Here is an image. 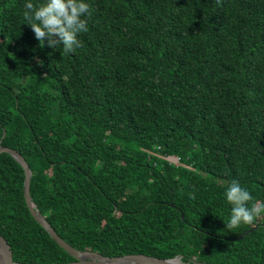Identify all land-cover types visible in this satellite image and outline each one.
Returning a JSON list of instances; mask_svg holds the SVG:
<instances>
[{
    "label": "trees",
    "instance_id": "obj_1",
    "mask_svg": "<svg viewBox=\"0 0 264 264\" xmlns=\"http://www.w3.org/2000/svg\"><path fill=\"white\" fill-rule=\"evenodd\" d=\"M28 2L0 0V147L53 231L108 257L264 264V215L225 226L233 180L264 202V0H84L69 54L40 47ZM24 180L0 153L13 262L73 260Z\"/></svg>",
    "mask_w": 264,
    "mask_h": 264
},
{
    "label": "clouds",
    "instance_id": "obj_2",
    "mask_svg": "<svg viewBox=\"0 0 264 264\" xmlns=\"http://www.w3.org/2000/svg\"><path fill=\"white\" fill-rule=\"evenodd\" d=\"M216 2L219 4L220 0ZM90 16V7L84 0H44L38 6L28 2L24 10L26 24L31 27L40 47L43 48L47 40L50 48L56 49L62 45L65 54L74 53L82 47L78 36L88 31L87 18ZM225 195L227 203L231 205L230 216L225 223L228 230L241 224L251 225L264 215V202L254 200L249 190L241 187L237 180L228 185Z\"/></svg>",
    "mask_w": 264,
    "mask_h": 264
},
{
    "label": "water",
    "instance_id": "obj_3",
    "mask_svg": "<svg viewBox=\"0 0 264 264\" xmlns=\"http://www.w3.org/2000/svg\"><path fill=\"white\" fill-rule=\"evenodd\" d=\"M0 153H9L23 167L25 172V180L23 186L24 199L27 204L26 207L30 215L38 224H40L46 230L49 236L73 258V260L61 264H173L172 261L175 260H178L179 264H181L180 262L181 258L162 260L161 258L158 257L145 255V254H134V253L108 257V256H103L94 251H79L71 248L53 231L50 225L46 222L47 220L45 219V217L41 215V213L37 210L36 205L32 203L29 193L30 171L26 161L20 156V154L8 148L0 147ZM0 263L15 264L12 259V253L10 247L6 244V242L1 236H0ZM183 264H188V263H183Z\"/></svg>",
    "mask_w": 264,
    "mask_h": 264
},
{
    "label": "bare ground",
    "instance_id": "obj_4",
    "mask_svg": "<svg viewBox=\"0 0 264 264\" xmlns=\"http://www.w3.org/2000/svg\"><path fill=\"white\" fill-rule=\"evenodd\" d=\"M173 264H179L178 260L172 261ZM1 264V263H0Z\"/></svg>",
    "mask_w": 264,
    "mask_h": 264
},
{
    "label": "built area",
    "instance_id": "obj_5",
    "mask_svg": "<svg viewBox=\"0 0 264 264\" xmlns=\"http://www.w3.org/2000/svg\"><path fill=\"white\" fill-rule=\"evenodd\" d=\"M173 158H175V161H177V157H171L170 159L168 157L169 160H172Z\"/></svg>",
    "mask_w": 264,
    "mask_h": 264
},
{
    "label": "rangeland",
    "instance_id": "obj_6",
    "mask_svg": "<svg viewBox=\"0 0 264 264\" xmlns=\"http://www.w3.org/2000/svg\"><path fill=\"white\" fill-rule=\"evenodd\" d=\"M172 160H174V161H175V158H173Z\"/></svg>",
    "mask_w": 264,
    "mask_h": 264
}]
</instances>
